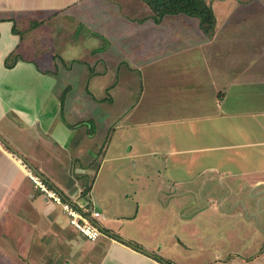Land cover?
Masks as SVG:
<instances>
[{"label":"crops","instance_id":"0c3cea01","mask_svg":"<svg viewBox=\"0 0 264 264\" xmlns=\"http://www.w3.org/2000/svg\"><path fill=\"white\" fill-rule=\"evenodd\" d=\"M77 1L72 21L80 24L115 14L95 13ZM64 2L0 0V39L6 28L13 37L10 50L17 51L27 32H50L52 19L64 21L72 13ZM220 2L223 24L212 36L176 18L182 13L153 21L159 25L174 17L169 30L133 29L140 43V60L133 61H169L167 68L186 69L193 79L174 74L167 89L175 100L155 106L156 113L145 112L139 121L132 119L130 105L122 112H64L69 85L60 96L61 112H40L53 83L52 92L58 91L52 66L57 55L42 69L37 57L5 62L0 47V264H181L180 252L194 264H204L209 254L222 264H264V34L245 30V12L238 15L232 5L222 13ZM127 30L120 32L119 42L132 43ZM89 34L104 43L89 49L95 64L89 66L88 80L110 47L100 32ZM55 42L65 45L62 37L55 41L48 35L46 44ZM49 53L42 50L38 59ZM19 62L43 75L36 103L17 90L14 79L19 78L12 70ZM107 72L104 63L96 74ZM173 84L182 88L173 91ZM122 117L138 133L145 132L144 143L138 152L131 144L123 153L107 155L110 143L103 134ZM146 156L154 160L140 159ZM28 171L42 176L65 200L98 211L95 222L104 234L95 240L83 237L34 186ZM148 180L155 184L148 186ZM191 196L207 204L189 203ZM217 198L218 204H209ZM252 244L257 248L244 255Z\"/></svg>","mask_w":264,"mask_h":264},{"label":"rangeland","instance_id":"374dc122","mask_svg":"<svg viewBox=\"0 0 264 264\" xmlns=\"http://www.w3.org/2000/svg\"><path fill=\"white\" fill-rule=\"evenodd\" d=\"M76 1L75 3H69L70 0H65L64 4L66 5L64 6V9L69 7L72 12L67 13L66 20H60L62 17L58 19L60 22H56V20L52 19L50 22L52 27H49L50 32L47 33L42 31H40V34L36 31L31 33L27 32L23 38L24 43L19 49H17V51L13 48V52L10 50L11 47L9 43L13 42V37L10 36L8 30L4 28V31L1 34L0 47L3 48L5 62L15 61V58L19 56L26 58L29 57L32 60H35L37 57L36 64L40 65L41 68H48L52 65V59L49 57H52L54 54L57 55L58 58L52 66L54 71L58 73V75H56L58 82L56 86L58 85V91L52 92V89L54 88L53 83L50 95L46 97L45 106L40 112H61L59 110V104L61 102L60 96L63 92V88L66 85H69V89L65 91V102L68 104V108L64 112H122L126 105H130L133 107L131 109L133 112L131 116L132 119L134 121H139L140 119H144L145 112L156 113L154 112L156 110L155 106L159 107L161 104H165L168 100H175L171 92L167 89L169 81L175 77L174 74L180 76L179 80L193 81V79L189 77L188 70L182 68H167L169 61H138L140 58L138 57L139 54L137 51L140 43L138 42L139 38L136 37L137 33H134L133 29L145 28L146 30H169V27H167L169 23L168 20L174 17L167 16L163 23L158 25L151 19L147 18L148 16L145 14V9L139 3V0V2L137 0H132L130 3V0H85L77 2H79L78 4H80V6H85L95 13L109 11L107 14L114 12L118 15L116 16L111 13L112 17L107 21L106 17H101L100 20H89L88 22L82 21L80 24V22L72 21V19H75L72 8L76 6ZM206 1L210 2L215 10L217 22L214 28L217 30L218 25L221 26L223 24L220 20L221 16L217 12L220 9V1H222V13L228 12L230 10L228 8L233 5L234 10H231L236 11L238 15L240 12H245V15H247V20L244 24L245 30H249L250 33H255L256 35L257 33L259 35H261V33L264 34V0ZM176 18L184 20L183 23L186 22V20H189L192 25L189 27L191 29L199 28V21L197 18L189 17L184 14H181V17ZM139 19L145 21L143 25L137 23ZM49 25L50 24L48 23L47 26ZM19 27L16 26V29L20 30L18 29ZM229 28L230 27L227 26L225 27V30ZM126 29H128V33L125 34V37L126 40L132 42L130 44H124L123 42L118 41L122 38L120 37V35H122L120 32ZM91 30L100 32L109 42L107 44H110V47L106 53L101 54L103 59L99 60V63L95 65L93 69L94 71L88 80L90 74L89 66L92 67L95 64H93L89 49L93 47L97 48L104 43V39L100 37H91L89 34V31ZM48 35L51 36V38L54 37L55 41H59V38L62 37V40L65 41V45L60 46L58 42H55L54 45H47ZM7 36L10 37L7 38ZM44 49H49L50 53L45 54L44 56L42 55L40 56V59H38L39 52ZM24 50H27V53H24ZM61 58L63 62L61 61ZM78 58L82 59L85 63H80L79 60H77ZM133 58H138V60L133 61ZM123 59H125V61H123ZM135 62L139 64V67L133 65ZM163 62L167 63V65H164L163 68H161L160 66ZM104 63L106 71L108 72L105 74H96L98 71L102 70ZM129 67L136 68L129 69ZM12 73L14 77L19 78L14 79V81H17L18 83L17 90L20 89L25 95L29 94L28 96H32L36 103V99L40 95V90H42L39 85L43 81V75L34 67H26L20 62L16 63ZM52 74L49 73L46 74V76H51ZM181 74L183 75L182 77ZM140 86H142V91L139 89ZM181 88L174 84L172 86L173 91L177 89L180 90ZM45 93L46 90H44L43 95H45ZM36 108L37 107L33 106L32 110L36 111ZM99 119L100 116L98 120ZM127 119L128 117L117 119L110 128L109 133L106 131L105 134H103L102 132H104V129L101 130L100 127L102 125L99 126V134L104 135V140L108 138V141L106 140V142H108V144L110 143L107 155L115 156L119 153H123L131 144H135L133 152H138L141 149V145L144 142H142L140 137L144 136L145 132L138 133L139 129L137 130V126L132 124L129 126L125 124ZM105 130L107 129L105 128ZM151 158L154 160L153 156L140 157V159L144 161H149ZM119 163H121L119 165L122 166L123 161H119ZM95 164L91 169L95 170ZM154 184V180L147 181L148 186ZM116 189H119L118 184H116ZM194 200L199 204H207L206 199V202L204 201L203 203L202 200L200 202L199 198L193 196L187 199L189 203ZM183 201H186V199ZM219 201V198L210 200L209 204H218ZM257 245L252 244L248 246L244 255L249 254V252L257 248ZM242 247L243 246H241V248ZM209 255L205 256L207 257V261L204 264H222L209 259L213 258L212 254ZM178 256V261L181 264L195 263L194 258L188 257L187 254L183 252H180ZM238 262L239 261H236V263Z\"/></svg>","mask_w":264,"mask_h":264},{"label":"built area","instance_id":"2783aa9c","mask_svg":"<svg viewBox=\"0 0 264 264\" xmlns=\"http://www.w3.org/2000/svg\"><path fill=\"white\" fill-rule=\"evenodd\" d=\"M27 174L34 186L43 192L52 203L60 207L61 211L67 215L69 224L83 237L88 240H95L104 234L95 222L100 215L98 211L65 200L55 188L49 186L40 176L32 171H28Z\"/></svg>","mask_w":264,"mask_h":264},{"label":"trees","instance_id":"16d2710c","mask_svg":"<svg viewBox=\"0 0 264 264\" xmlns=\"http://www.w3.org/2000/svg\"><path fill=\"white\" fill-rule=\"evenodd\" d=\"M151 11L150 17L159 23L164 16L185 14L197 18L200 29L208 36L214 32L216 17L210 2L206 0H141ZM37 22L31 23V26ZM167 264H171L167 261Z\"/></svg>","mask_w":264,"mask_h":264},{"label":"water","instance_id":"95a60500","mask_svg":"<svg viewBox=\"0 0 264 264\" xmlns=\"http://www.w3.org/2000/svg\"><path fill=\"white\" fill-rule=\"evenodd\" d=\"M32 169H34L35 171H36V169L34 168V167H32V166H30ZM37 172V171H36ZM40 176V175H39ZM41 178H42V176H40ZM98 225V224H97ZM99 226V225H98Z\"/></svg>","mask_w":264,"mask_h":264}]
</instances>
